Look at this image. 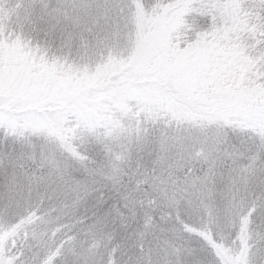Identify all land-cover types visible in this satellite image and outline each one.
<instances>
[{
    "label": "snow or ice",
    "instance_id": "6c2138e0",
    "mask_svg": "<svg viewBox=\"0 0 264 264\" xmlns=\"http://www.w3.org/2000/svg\"><path fill=\"white\" fill-rule=\"evenodd\" d=\"M0 264H264V0H0Z\"/></svg>",
    "mask_w": 264,
    "mask_h": 264
}]
</instances>
